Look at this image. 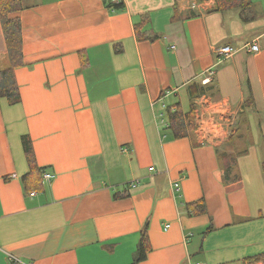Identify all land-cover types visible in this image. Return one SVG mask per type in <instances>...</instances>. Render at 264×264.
<instances>
[{
	"label": "crops",
	"instance_id": "0c3cea01",
	"mask_svg": "<svg viewBox=\"0 0 264 264\" xmlns=\"http://www.w3.org/2000/svg\"><path fill=\"white\" fill-rule=\"evenodd\" d=\"M111 1L25 0L11 15L24 66L20 104L0 99V264H131L146 226L140 264H263L252 258L264 253V0H253L258 17L247 24L237 11L210 13L214 0H119V12ZM143 15L154 41L136 36ZM252 43L259 52H246ZM5 58L0 25V70ZM211 81L217 93L195 102L202 127L173 140L165 112L178 103L186 112L187 86ZM249 85L252 142L228 188L217 151L231 149ZM24 135L54 175L34 196L22 183ZM200 199L207 214L189 216Z\"/></svg>",
	"mask_w": 264,
	"mask_h": 264
},
{
	"label": "trees",
	"instance_id": "16d2710c",
	"mask_svg": "<svg viewBox=\"0 0 264 264\" xmlns=\"http://www.w3.org/2000/svg\"><path fill=\"white\" fill-rule=\"evenodd\" d=\"M200 3L204 0H198ZM111 12H119L124 9V4L105 3ZM214 10L210 13H225L228 11H237L240 21L250 23L258 17L253 0H214ZM25 8V0H0V25L2 28L6 45V67L0 70V99H5L10 106H16L21 102L19 85L16 80L15 72L24 66L22 25L20 18H12L11 15L21 12ZM195 12H187L185 19L197 17ZM181 19L177 9L174 8L172 21ZM149 15L141 16L140 22L135 24V32L138 40L154 41L159 38L152 30H147L149 24ZM86 61L83 62L85 64ZM187 96L190 101V108L184 111L181 104H176L167 111V131H170L173 140L191 138L196 131L195 111L196 101L203 96L217 93V87L214 82L204 86L201 82H192L186 88ZM255 100L250 88L248 87L247 97L244 100L242 111L238 114L236 129L228 140L230 151H217L218 161L223 172V183L226 187H232L241 180L238 172V159L247 155L245 144L252 142V137L248 134V117L255 111ZM24 154L29 166V171L22 176V183L27 193L33 191H42L44 180L43 174L46 168H41L36 161L31 139L28 135L22 136ZM244 147V148H242ZM264 149V144H263ZM261 170L264 175V156L261 160ZM126 184V192L117 194L116 197H127L128 191L133 189ZM189 216H200L207 214L206 202L200 199L186 205ZM209 227L207 231H211ZM151 251V245L146 226L140 234V241L131 264H140L144 262ZM255 262L264 264V253L252 258Z\"/></svg>",
	"mask_w": 264,
	"mask_h": 264
},
{
	"label": "built area",
	"instance_id": "2783aa9c",
	"mask_svg": "<svg viewBox=\"0 0 264 264\" xmlns=\"http://www.w3.org/2000/svg\"><path fill=\"white\" fill-rule=\"evenodd\" d=\"M111 2L113 4H119L120 3L119 0H112ZM245 50H246L247 53H257V52H259L260 47H259L258 44L252 43V44H248L245 47ZM234 52H235V49L233 47H231L230 45H226V46L221 48L220 55H222L225 59H228L234 54ZM197 120H200V123H198V127L199 128L202 127V119L200 118V114H199V116H197ZM53 178H54V175H52L50 173H44L43 174V179L46 182L50 183L53 180ZM138 185H140V182L139 181H134V182H131L129 186L131 188H136ZM30 195L34 196L35 193L32 192ZM169 227L170 226H167L166 228L168 229ZM197 264H200V263H197Z\"/></svg>",
	"mask_w": 264,
	"mask_h": 264
},
{
	"label": "rangeland",
	"instance_id": "374dc122",
	"mask_svg": "<svg viewBox=\"0 0 264 264\" xmlns=\"http://www.w3.org/2000/svg\"><path fill=\"white\" fill-rule=\"evenodd\" d=\"M183 108L186 110V111H188L189 110V108H190V101H189V99H187L186 97H185V100H184V104H183ZM197 109V108H196ZM196 111H195V124H196V128L198 127V124L196 123V119H197V117H196ZM165 118H167V112H165V116H164Z\"/></svg>",
	"mask_w": 264,
	"mask_h": 264
}]
</instances>
